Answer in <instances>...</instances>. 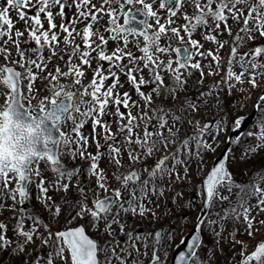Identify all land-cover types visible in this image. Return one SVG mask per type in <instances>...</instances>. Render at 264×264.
<instances>
[{
	"label": "snow or ice",
	"instance_id": "6c2138e0",
	"mask_svg": "<svg viewBox=\"0 0 264 264\" xmlns=\"http://www.w3.org/2000/svg\"><path fill=\"white\" fill-rule=\"evenodd\" d=\"M181 18L185 21L183 25L179 24ZM229 20L239 25L232 42L218 38L224 33L233 36ZM20 21L25 23L23 30L16 27ZM79 24L84 27L79 28ZM198 30L205 41L216 45L214 49L205 50L204 44L194 38ZM76 37L81 43L76 42ZM110 40L122 41V44L112 49ZM257 41H264V0H3L0 54L5 63L0 64V86L10 93L0 105V213L6 210L12 213L16 239L7 235L8 224L0 221V251L11 247L14 254L24 257L21 264H68L66 252L70 253L71 264H109L111 260L128 264L135 252L132 264H144L141 256L147 258L149 237L154 236L148 264H168L167 249L183 229L179 226L167 231L160 229L154 234H139L135 229L126 232L127 218L158 219L155 198L164 197L177 181L183 184L193 179V164L196 172H200L206 155L215 153L224 142L221 136L229 131L228 116L202 123L197 115L201 103L206 109L214 105L222 110V102L217 97L225 86L227 94L235 90L245 93L240 98L242 101L250 100L259 91L254 104L259 116L253 128L241 137L239 130L246 124V118L237 117L232 121L235 135L228 136L227 140L242 146L243 141L253 138V142L244 146L243 159H250L251 154L264 149V89L261 88L264 42L257 44ZM176 42L183 46L174 47ZM226 44H230V49L224 62L220 53ZM12 48L18 59L10 66L7 61L12 56ZM46 50L48 57L44 55ZM173 53L176 59L171 58ZM53 57L63 61L52 66L54 72L49 69ZM93 61L97 62L95 68ZM87 70H91L93 78L84 84ZM194 71L200 74L197 81L200 85L206 76L221 72L224 75L203 93V101L200 97L185 95L177 103L181 92L191 91L187 85ZM38 76L41 82L48 81L44 91L49 95L40 98L34 107L30 101L35 98L34 90L39 91L35 88ZM62 78L72 82L62 83ZM125 83L133 86L143 105L129 91L121 92ZM77 85L82 91H71ZM154 97L162 99L152 107ZM168 100L172 101L171 105ZM133 108L137 109L135 114ZM149 112L156 119L151 130L148 121L153 115ZM108 116L112 119H105ZM69 121L74 136L63 130ZM88 121L92 123V131L85 134L82 129ZM185 125L188 127L184 128ZM182 128L183 137L180 136ZM101 139L104 144L100 143ZM90 140L96 145L95 153L88 150ZM232 151L227 149V153ZM125 154L129 160L127 167ZM66 155L72 160L88 161V167H67ZM153 157H156L155 163L149 165L147 161ZM102 158L114 169L112 177L119 187H111L107 170L100 166ZM42 161L49 163L52 178L43 175ZM144 172L148 174L146 179L142 178ZM85 173L89 177L88 185L82 179ZM93 180L96 188L91 186ZM33 186L48 213L47 220L23 207L32 198ZM97 189L110 194L100 198ZM70 191L76 193L75 199L69 198ZM125 191L129 193L128 198L124 196ZM199 191L207 215L198 217L194 235L181 237L183 247L177 246L179 251L173 264H208L201 251L203 232L211 234L216 247L224 239L228 223L239 225L228 237L231 248L237 245L241 248V259L237 261L233 257L234 264H264V241L248 253V241L238 238L240 233L254 238L264 231V170L255 171L247 182H237L226 154L214 162ZM51 192L62 193L60 200L54 199ZM89 193L93 194L91 205ZM183 196L182 190L176 192L177 201ZM216 206L221 211H213ZM64 215L68 219L87 216L88 224L97 230L103 223L111 239L104 245L99 244L86 233V225L54 232L53 222ZM118 234L126 235L123 247ZM134 240L137 242L133 243ZM28 245L35 248L29 249ZM44 246L50 249L47 255L41 252L32 259L33 251ZM109 246L112 256L101 260L99 254Z\"/></svg>",
	"mask_w": 264,
	"mask_h": 264
},
{
	"label": "rangeland",
	"instance_id": "374dc122",
	"mask_svg": "<svg viewBox=\"0 0 264 264\" xmlns=\"http://www.w3.org/2000/svg\"><path fill=\"white\" fill-rule=\"evenodd\" d=\"M3 0H0V3H2ZM95 2V0H94ZM68 10L66 9V12ZM189 12H191V8H189ZM12 16L14 20L16 19V13L15 11L12 12ZM69 18H70V13H69ZM59 17H57V23H59ZM105 24H107V20L104 21ZM120 23L123 24L124 20L121 18ZM185 21L181 18L179 20V24L183 25ZM229 24L232 25L233 28V36H229L227 33H224L223 36H219L218 38L222 41H229L232 42L234 41V36L239 30V25H236L233 21L229 20ZM16 27L23 30L25 28V23L23 21H20L19 23L16 24ZM47 27V24L45 25ZM79 28H83V24L78 25ZM27 35V33L25 34ZM106 35H109L106 33ZM194 38L200 40L204 44V49H214L216 45L213 42L210 41H205L203 36L200 33V30L197 31V33L194 34ZM142 39V38H141ZM76 42L81 43V40L79 37H76ZM264 41H257L256 43H262ZM119 44H122V41L116 42V41H111L109 43V47L112 49H115ZM35 47V45H32ZM175 46H183L179 44V42H176L174 44ZM252 45H246L245 47H251ZM9 47H12L11 45ZM61 48L64 47L63 44L60 45ZM83 47V45H82ZM229 49H230V44H226L225 48L221 50L220 55L224 58V62L227 61L228 59V54H229ZM133 51H136V49H132ZM68 51H71L69 48ZM140 53L137 52V55ZM45 57H48L49 52L46 50L44 53ZM64 55L65 59H67V55L65 53H62ZM93 55H96L93 53ZM172 59H176L175 53L172 54L171 56ZM18 59L16 56L15 49L12 48V56L8 59L9 65H13L15 61ZM167 59V57L165 58ZM197 60L200 59V57H196ZM5 63V58L2 54H0V64ZM63 61L60 60L59 57H53L51 60V64L49 65V69L54 72V68L52 67L53 65H58L62 64ZM17 68L20 69L19 65H15ZM97 66V62L93 61L92 62V67L95 68ZM175 66V65H174ZM86 67V66H85ZM34 71L38 72L39 70L34 69ZM207 71V69H205ZM45 76H47V71L44 73ZM199 72L194 71V75L189 79L187 87L191 89L189 92H181L179 94V99L176 101L177 103H180L183 101V98L185 95L191 96L193 98L200 97L201 101H203L205 98L203 97V93L208 91L214 84L219 82L221 80V76L224 75V72H221L220 75L216 76H206L203 84L200 85L197 83L198 78H199ZM145 76H148L147 70H145ZM93 78V73L91 70L86 71V76L85 79L83 80L84 84H87L91 81ZM122 80H125L124 76H121ZM62 83L68 84L71 83L72 81L69 78H62L61 79ZM170 82V81H169ZM48 83L47 80H44L41 82L40 77H37V80L35 82V88L39 89V91L33 92L34 99H31L30 103L35 107L38 104V101L40 98L48 96L49 93L47 91H44V84ZM107 83H111V81H108ZM151 86H148L150 89ZM245 88H247V85H245ZM262 89H264V85L261 86ZM77 89H80L82 91V88H80L79 85H77L75 88H72L71 91L76 92ZM129 91L132 95V98L134 100L139 101L141 105L144 104V101L139 97V95L135 92L133 86L130 83H125L123 88H121V92L123 91ZM10 93L9 89H6L4 86H0V105H3L6 100L7 94ZM245 93L235 90L231 94H227V88L226 86L220 90V95L217 97L218 99L221 100L222 102V110H217V108L213 105L208 107L207 109L204 107L203 103H201V111L197 115V118L202 121H212L213 119L219 120L221 116L227 115L228 116V124H229V131L226 134H222L221 139L224 140L223 143H221L218 147L215 153H208L206 155L204 164L201 165V171L196 172L195 170V165L193 164V176L194 178L185 181L183 184H181L179 181L176 182V186L172 187L168 192H166L165 196L162 198H155V203H156V208L155 211L157 212L158 219H153L151 217L145 218V219H139L135 218L132 216H129L128 219V229H126V232L132 231L135 229L136 233L139 234H144V233H150L154 234L158 229H164V230H170L175 229L178 226L183 229L182 232L177 233L175 235L174 241L172 242V246L167 249L168 251V264H171V258L174 253V250L176 246L181 242V237H185L191 229L195 225L196 218L202 209L204 205V199H202L199 191L200 184L205 178L209 175L215 159L221 154L223 151L225 145H226V140L227 137L229 136L230 131L232 130V121H234L237 117H243L251 113L252 109L254 108V104L256 101V97L259 95V91H257L255 94L252 95L250 100L247 101H242L240 98L244 96ZM162 97H154L155 104L152 105V107H155L157 104L161 103ZM28 103V101H26ZM167 103L169 105L172 104L171 100H168ZM211 103V102H210ZM122 111H126L123 109L121 106ZM133 113L135 114L137 112L136 108L132 109ZM145 111H148V109H145ZM149 115H153V119L151 121H148L149 124V130H151L152 125L156 124V119L153 113L149 112ZM78 118V114H77ZM105 119H112L111 116L105 117ZM143 123V122H142ZM113 130H116V125H112ZM188 126L185 125L184 128H187ZM73 128V125L71 121L67 122L63 126V130L68 133L69 135L74 136L75 133L71 131ZM253 128V127H252ZM251 128V129H252ZM92 131V123L91 121H88L85 125V128L82 129V132L85 134L89 133ZM142 132V129L140 130ZM191 131V129H189ZM185 135V131L182 128L180 132V136L183 137ZM253 142V138H249L248 140L243 141L242 146H237L235 144L233 151L230 155V170L233 172L234 177L237 182H247L253 175L254 170L256 169L258 164H264V149H258L257 153L251 154L250 159H243L242 158V153L244 151V146H246L248 143ZM101 144H104V140L101 139L100 141ZM89 151L95 153L96 152V145L95 143L89 141ZM174 150V149H172ZM156 157H153L147 161L149 165H152L155 163ZM64 162L67 167L69 168H76L78 166H83V168L88 167V161L86 160H81L77 158L76 160H72L70 156H65L64 157ZM124 164L125 167L129 164V160L127 157V154L124 156ZM100 166L101 168H104L108 172L109 180L111 181V187L116 188L119 187V184L113 179L112 173L114 169L111 167V165L108 163L106 158H102L100 161ZM142 167L141 165H137ZM40 169L43 173V175L47 178H52L53 177V172L50 169V165L47 162H41L40 163ZM182 171V170H181ZM147 172L143 173L142 178H147ZM83 182L85 185L89 184V177L85 173L82 176ZM73 184H75V180L73 181ZM14 186V185H13ZM91 186L93 188H96L94 180L91 182ZM183 191L184 196L177 201L176 199V192L177 191ZM97 192L100 196V198H103L107 195H109V192H104L103 190L97 189ZM37 189L35 186L32 187V198L23 205L24 208H26L30 212H35L38 215H41L42 219L47 220L48 218V213L44 209L43 205L39 200L37 199ZM224 194H227L226 192ZM50 195L53 196L54 199H57L58 201L60 200L62 193L58 192H51ZM92 193H89V205L92 204ZM125 198H128L129 193L127 191L124 192ZM69 198L70 199H75L76 198V193L74 191H70L69 193ZM197 199V203H193V199ZM233 199H235V193H233L232 196ZM191 202V203H189ZM9 204L12 203L11 200L8 201ZM18 208L20 207L19 205L17 206ZM223 207H228V204L225 202L223 204ZM213 211H221L220 206H216ZM74 216V213L71 214ZM186 217V219H184ZM215 218V217H213ZM0 221H4L8 224V233L7 235L11 237L13 240L16 239V234L13 230V226L16 223L14 219H12V213L9 211H4L3 213H0ZM89 217L85 216L83 219L79 218H73V219H68L67 215L61 216L57 218V221H54L52 224V230L55 232L57 230H63V229H68V228H74L79 225H86L87 232L90 234V236L97 240L99 244L104 245L107 241L111 239L109 235L106 234L105 232V226L103 223H101L99 230H97L94 227H91L90 224H88ZM30 224V222H29ZM234 227H239V225H234L233 223H228L226 226V231L224 232V239L220 241L218 244H216V247H213V244L215 243L213 237L211 234L207 232H203V239H204V245L201 248V251L203 253V259H205L208 264H234L233 257H235V260H240L241 257L239 255L241 248L239 245H237L235 248H231L230 244L228 242V237L229 234L233 231ZM43 231V229H41ZM238 238L248 241V246H247V251L248 253H251L252 251L255 250L256 245L264 241V231H261L255 235L254 238H250L246 234L240 233L238 234ZM117 239L121 242V247H123V242L126 240V235L125 234H118ZM137 241H133V243H136ZM154 242V236L149 237V248H148V256L147 258H144L141 256V259L144 260V264H148V261L152 257L153 253V248H152V243ZM40 244V240H36V245L38 246ZM29 249L35 248L34 245H28ZM49 247L44 246L42 249L38 251H33L32 253V259H35V257L41 252L44 255H47L49 252ZM140 250L141 253L144 251L143 244H140ZM117 251H120V248H117ZM163 255V251L161 252ZM65 255L69 256V261L68 264H71L70 262V255L68 252L65 253ZM112 252H111V247L109 246L108 249L102 253L99 254V257L101 260H104L106 257H111ZM24 259L23 256H18L12 252L11 247L8 250H2L0 251V264H21V261ZM135 259V252L133 253V257L128 260V264H132V260ZM109 264H118L117 261L111 260L109 261Z\"/></svg>",
	"mask_w": 264,
	"mask_h": 264
},
{
	"label": "water",
	"instance_id": "95a60500",
	"mask_svg": "<svg viewBox=\"0 0 264 264\" xmlns=\"http://www.w3.org/2000/svg\"><path fill=\"white\" fill-rule=\"evenodd\" d=\"M256 115H257V111H256V109H254V111H253V113L250 115V116H248V117H245L246 118V124L245 125H242L241 126V129L239 130V135L242 137L243 135H244V133L249 129V127L254 123V121H255V118H256ZM235 135V133L232 131V133H231V135L230 136H234ZM232 147V142H227V147H226V149L223 151V153L221 154V156L219 157V158H221V157H223L224 155H229V153H227V149H229V148H231ZM215 162H218V159L215 161ZM195 202V201H194ZM207 215V213L204 211V208H203V210L201 211V213H200V215L199 216H201V215ZM196 227V226H195ZM194 227V228H195ZM194 230V229H193ZM191 231V233L189 234V235H187L186 237H190L191 235H194V231ZM190 242V241H189ZM179 246H181V247H183V245H182V242H181V244L179 245ZM179 251V248L177 247L176 248V250H175V253H174V255H173V258H172V261H171V264H173V262H174V257L176 256V254H177V252Z\"/></svg>",
	"mask_w": 264,
	"mask_h": 264
}]
</instances>
